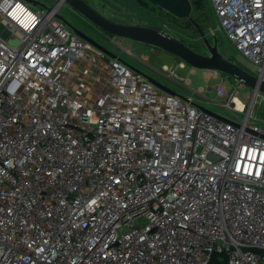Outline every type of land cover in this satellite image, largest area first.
Here are the masks:
<instances>
[{"label": "built area", "instance_id": "1", "mask_svg": "<svg viewBox=\"0 0 264 264\" xmlns=\"http://www.w3.org/2000/svg\"><path fill=\"white\" fill-rule=\"evenodd\" d=\"M212 2L264 79V0ZM65 4L0 0V264H264L256 102H221L234 121L158 88Z\"/></svg>", "mask_w": 264, "mask_h": 264}, {"label": "rangeland", "instance_id": "2", "mask_svg": "<svg viewBox=\"0 0 264 264\" xmlns=\"http://www.w3.org/2000/svg\"><path fill=\"white\" fill-rule=\"evenodd\" d=\"M36 1L31 2V4L44 9L56 2V0ZM88 1L111 19L124 23L157 26L161 30L190 43V46L197 51L209 54L201 33L192 23H189L187 18L177 17L153 0ZM191 2L193 4L191 15L200 24L201 28L206 30V36L211 43H217L219 50L227 58L233 59L249 72L256 73L257 70L254 69V66L236 47L225 31L218 27V18L212 0H200V2L191 0ZM59 15L75 26L85 28L99 43L140 72L159 80L183 97L192 96L196 104L231 120L240 121L244 113H237L221 102L232 99V103L238 104V106H242L244 102V104L246 103V109L251 101L252 104L256 102L254 116L260 123H264V94L262 96L261 93H258L253 99V90L234 77L215 70L194 68L168 51L155 48L146 43L112 36L84 19L68 4L60 9ZM1 34L7 37L9 32L5 31V26L0 21ZM9 44L16 47L19 44V38L11 37ZM164 66H169L173 70L170 76H168L169 71L164 72L166 75L163 73ZM174 73L184 79L179 80Z\"/></svg>", "mask_w": 264, "mask_h": 264}, {"label": "water", "instance_id": "3", "mask_svg": "<svg viewBox=\"0 0 264 264\" xmlns=\"http://www.w3.org/2000/svg\"><path fill=\"white\" fill-rule=\"evenodd\" d=\"M30 2H37L36 0H27ZM57 1V0H56ZM159 6L167 9L172 14L181 18H189L195 25V27L201 33L204 42L207 45L209 54H204L180 38L161 30L160 28L152 25L145 24H132L119 22L106 16L102 11L95 8L88 0H66V3L71 6L77 13H79L84 19L95 25L96 27L104 30L112 36H119L120 38L129 39L141 43L149 44L155 48L162 49L170 52L178 59L189 64L190 66L203 69V70H215L217 72L224 73L228 76L234 77L246 87H250L255 93L264 94V79L249 72L244 66L240 65L236 61L227 58L218 48V44H212L210 39L206 36V32L201 28L200 24L192 17L193 4L191 0H153ZM46 9H50V6H46ZM60 19L65 21L73 30L85 41L90 42L109 57L116 58L126 63L132 70L140 72L137 68L123 60L118 55L114 54L107 47L99 43L94 37L88 35L79 27L68 22L61 15H58ZM158 88L183 97L168 86L153 78L152 76L141 72ZM202 107V106H201ZM205 110L212 112L206 107H202ZM214 113V112H212ZM215 115L226 118L222 115L214 113Z\"/></svg>", "mask_w": 264, "mask_h": 264}, {"label": "flooded vegetation", "instance_id": "4", "mask_svg": "<svg viewBox=\"0 0 264 264\" xmlns=\"http://www.w3.org/2000/svg\"><path fill=\"white\" fill-rule=\"evenodd\" d=\"M80 29H82L84 32H86L88 35H90V36H92L93 37V35L90 33V32H88L85 28H83V27H81V26H78ZM157 27V26H156Z\"/></svg>", "mask_w": 264, "mask_h": 264}, {"label": "trees", "instance_id": "5", "mask_svg": "<svg viewBox=\"0 0 264 264\" xmlns=\"http://www.w3.org/2000/svg\"><path fill=\"white\" fill-rule=\"evenodd\" d=\"M198 2H200V0H197ZM187 20H189V23H192L194 25V23L189 19L187 18ZM195 26V25H194ZM159 28V27H158ZM197 29V28H196ZM206 31V30H205ZM184 42H186L185 40H183ZM188 45H191L190 43L186 42Z\"/></svg>", "mask_w": 264, "mask_h": 264}, {"label": "bare ground", "instance_id": "6", "mask_svg": "<svg viewBox=\"0 0 264 264\" xmlns=\"http://www.w3.org/2000/svg\"><path fill=\"white\" fill-rule=\"evenodd\" d=\"M258 93H259V92H258ZM258 93H255V94H254L253 99L256 97V95H257Z\"/></svg>", "mask_w": 264, "mask_h": 264}, {"label": "crops", "instance_id": "7", "mask_svg": "<svg viewBox=\"0 0 264 264\" xmlns=\"http://www.w3.org/2000/svg\"><path fill=\"white\" fill-rule=\"evenodd\" d=\"M203 10V9H202Z\"/></svg>", "mask_w": 264, "mask_h": 264}]
</instances>
